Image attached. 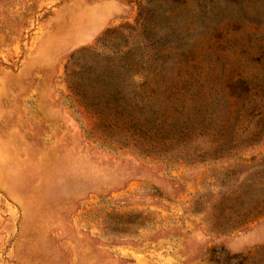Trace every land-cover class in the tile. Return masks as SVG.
<instances>
[{
  "label": "rangeland",
  "instance_id": "1",
  "mask_svg": "<svg viewBox=\"0 0 264 264\" xmlns=\"http://www.w3.org/2000/svg\"><path fill=\"white\" fill-rule=\"evenodd\" d=\"M145 1L0 0V264H264V0ZM138 13L151 58L132 76L114 29ZM107 66L130 113L103 123ZM164 81L191 84L183 114ZM199 105L254 139L201 160L144 146V125Z\"/></svg>",
  "mask_w": 264,
  "mask_h": 264
},
{
  "label": "trees",
  "instance_id": "2",
  "mask_svg": "<svg viewBox=\"0 0 264 264\" xmlns=\"http://www.w3.org/2000/svg\"><path fill=\"white\" fill-rule=\"evenodd\" d=\"M147 2L148 0L145 1L146 4ZM149 25V18H142L138 13L134 25L127 24L114 29L115 33H119L120 36L123 37L122 45L126 49L123 53V58L129 60L122 65V70L128 74H130V71L133 70L131 72L132 76L137 75L140 71L138 68H130L134 63L138 62V60L136 61L132 57L138 50H142L143 46L145 47V45L151 41L152 35L149 31ZM127 30H137V34L140 37L142 44L129 46V35L124 34V31ZM143 52H141L142 56L139 61H144L145 63L146 60L151 57L147 56L145 52ZM106 68L107 69L98 76L99 80H95L92 84L97 90L95 94L96 100L93 107L103 123H106L112 118V109L114 114L113 117L126 114V112L127 114L130 113L126 110V108H124L125 106H121L120 102L121 98H124L126 95V93L123 92L125 85L122 83V79L120 77L122 73H119L118 70L114 69L112 66H107ZM175 74L176 73L174 72H170V78H172ZM178 75H180V72ZM146 85V83L138 85L139 88L144 87V101L146 100L148 94V90L145 89ZM190 87L191 84H168L164 81V83L159 84L158 88H153L152 90L160 93H168L169 96L179 98L180 110L178 111V114L180 115L183 114L187 101L192 98L193 92ZM80 93L82 98L85 97L84 92H81L80 90ZM140 93H142V91ZM137 95H139V92L134 91V96ZM202 107V105H199L192 114H185V117L183 118L178 116L172 121H168V116H164L157 125L153 126V129L144 125V146L148 145L154 137L155 139L159 137L158 142L160 144H167L168 141L175 142L177 145L179 144L182 146V149L180 150L182 155L193 157L195 160H201L205 158L216 159L225 153L231 152L235 147V145H232L234 141L244 140L246 143L254 139L256 134L254 130L240 133L232 127L233 124H225L221 121L219 113L216 112L215 107H212L211 110H202ZM228 110L232 111L231 109ZM116 122L117 121H114V125ZM109 125H111V123ZM148 131L151 132L148 134ZM199 139H204L208 142L205 148L192 146L194 140ZM239 196L241 195H236L237 198H239ZM226 258L229 262L231 260H242L241 263L246 261V257H239L237 255H226Z\"/></svg>",
  "mask_w": 264,
  "mask_h": 264
}]
</instances>
